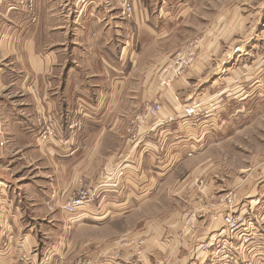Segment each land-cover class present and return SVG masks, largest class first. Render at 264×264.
<instances>
[{
	"label": "rangeland",
	"instance_id": "1",
	"mask_svg": "<svg viewBox=\"0 0 264 264\" xmlns=\"http://www.w3.org/2000/svg\"><path fill=\"white\" fill-rule=\"evenodd\" d=\"M140 1L143 7H149L150 20L145 28L154 27L159 32H155L157 36H138L143 42L142 38L150 41H146L143 51L135 49L133 68H127L129 49L121 58L112 60L111 75L123 81L110 116L119 127L120 136L111 138L107 134L102 141L108 147L113 140L141 146L144 116L149 117L144 115L145 109L160 104L161 113L151 118L153 121L161 115L159 122L164 131L161 132V157L174 155L171 164L161 162V173L167 174L161 190L154 196H141L135 191L134 211L126 212L124 191L129 187L127 181L133 177L125 171L124 164L104 176L102 168L94 179L87 178L86 171L79 172L76 185L65 195L51 196L52 204L58 199L56 207L48 204L46 210L33 212L40 241L31 252L22 251L23 240L15 243L8 227L1 224L0 264H182L187 255H191L189 264H199L202 256H206L205 264H264V192L260 188V182L264 181V0ZM119 5L122 9L121 0ZM138 6V11L135 7L132 10L134 13L142 10L140 3ZM192 43L197 45L195 60L186 68V58L178 54ZM202 43H208L210 49L213 47L212 53L220 58L222 53H228V57L231 54L232 64L242 67L237 71L231 67L229 73L222 74L223 77L247 75L249 81L240 98L237 93L222 96L219 92L195 100L192 90L176 91L195 66ZM252 71L258 72L254 80L249 76ZM145 80L150 95L156 91L153 97L142 103L135 97L130 98L133 93L141 92ZM81 118L73 116L68 120L70 134L85 127ZM35 125L39 127L35 134L37 141L59 145L53 146L58 152H70L63 146V134H57L43 116L36 117ZM1 138L4 139L3 135ZM4 142L2 150L7 140ZM29 150V147L16 148L9 153H22L29 159ZM37 164L44 166L40 160ZM4 166L7 170L3 173L11 178L25 168L29 172L25 163L16 171L13 169L19 164L8 161ZM99 177L101 181L94 184ZM113 186L115 193L111 190ZM82 188L93 196V202L85 206L97 211L87 215L101 218L99 223H89L96 227L93 229H74L73 217L79 210L70 215L63 209L73 193ZM145 199L149 203L138 209ZM113 205L123 209L113 210ZM7 211L3 213L5 217ZM115 213L119 218L110 220V215ZM45 217L52 219L51 227L43 223ZM225 217L230 220L223 221ZM174 219L172 231L184 228L190 237L187 236L186 245L172 246L170 256L154 243L159 232L140 235L147 221L167 220L171 224ZM193 219L196 226H190ZM211 225H217L215 230L195 246L192 237ZM129 234L141 238L131 239ZM146 251L150 253L148 256Z\"/></svg>",
	"mask_w": 264,
	"mask_h": 264
},
{
	"label": "crops",
	"instance_id": "2",
	"mask_svg": "<svg viewBox=\"0 0 264 264\" xmlns=\"http://www.w3.org/2000/svg\"><path fill=\"white\" fill-rule=\"evenodd\" d=\"M130 1L137 11L139 3L143 7L140 0ZM141 9L137 13L133 11L134 15L126 20L121 16L119 0H0V133L7 140L5 148L0 149V226L5 223L15 243L23 240L21 250L24 252H31L40 241L33 212L46 210L45 205L48 204L56 207L58 199H54L52 204L51 196L65 195L76 185L79 172L86 171V177L94 179L102 168L105 169L104 176L119 164H124L125 171L133 177L127 181L129 187L124 191L126 212L134 211L135 191L141 196H154L164 184L167 174L161 173V162L171 164V156L174 155L161 157V132H164L159 122L161 115L153 121L151 117L144 116V141L139 147L119 140H113L108 147L102 141L107 134L111 138L120 136L119 127L113 124L110 116L117 105L119 86L123 81L111 75L112 60L121 58V54L129 49L127 68H133L135 49L143 51L146 41H150L142 38L143 42L138 36H157L155 32H159L154 27L145 28L150 20L149 7ZM207 44H201V54L195 66L176 91L192 90L195 100L205 95L212 97L213 93L219 92L222 96L237 93L240 98L249 81L247 75L223 77L222 74L225 71L229 73L231 67L235 68L234 71L242 67L232 64L231 54L228 57V53H222L220 58ZM254 72L249 74L252 76L250 80H254L258 73ZM147 84L148 81H142L141 92L138 95L133 93L130 98L135 97L141 103L152 98L156 91L151 96ZM37 116H43L57 134H63V146L69 149V153L53 149L57 144H43L36 140L35 134L39 129L35 125ZM73 116L82 117L85 127L70 134L66 124ZM25 147L30 148L29 159H25L22 153H9L11 149ZM38 160L42 161L43 167L37 164ZM8 161L19 164L13 169L15 171L25 163L29 172L25 168L11 178L8 173H3L7 170L4 165ZM100 181L101 177L96 178L94 184ZM260 185L264 192V181ZM111 190L116 191L114 186ZM148 199L142 200L137 208H143L146 202L149 203ZM119 207L113 205L112 209H123ZM78 210L80 215L73 217L76 223L73 228H96L89 223H99L101 218L87 214L97 211H92L90 206ZM4 211L8 216L3 215ZM118 216L115 213L109 219L117 220ZM44 222L52 226L51 218L45 217ZM175 222V219L171 224L167 220L147 221L140 235L159 232L154 243L159 248L161 246L162 253L170 256L172 246L186 245L190 237L184 228L173 232L170 226L174 227ZM194 224L195 219L190 226H196ZM215 226L204 228L197 236L190 234L195 246L215 230ZM141 236L130 237L129 234L128 238ZM149 254L146 251V255ZM190 256H185L182 264H189ZM205 259L206 256H202L198 263L205 264Z\"/></svg>",
	"mask_w": 264,
	"mask_h": 264
},
{
	"label": "built area",
	"instance_id": "3",
	"mask_svg": "<svg viewBox=\"0 0 264 264\" xmlns=\"http://www.w3.org/2000/svg\"><path fill=\"white\" fill-rule=\"evenodd\" d=\"M121 15L123 18H130L133 13V5L130 0H121ZM197 48L196 43H192V45H189L186 49H184L180 54H178L181 58H186V61L184 64L186 65V68L190 67L192 63L195 60V49ZM237 52H240L239 48H235ZM161 113V105L155 104L151 107H146L144 115H147L149 117H155ZM190 114H194L193 111H191ZM2 134H0V149L5 145L4 139L1 138ZM93 202V196L89 191H86L85 189H79V191L74 192L73 196L70 197L69 201L66 202L63 206V209L66 213L73 215L77 212L78 209L82 208L85 205H88ZM229 202V200H228ZM84 203V204H83ZM230 203V202H229ZM230 220L229 217H225L223 221L228 222ZM193 220H191L192 222ZM161 264V263H157Z\"/></svg>",
	"mask_w": 264,
	"mask_h": 264
}]
</instances>
